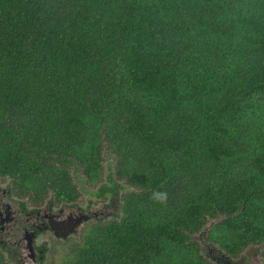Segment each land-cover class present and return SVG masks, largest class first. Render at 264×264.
<instances>
[{
    "label": "trees",
    "instance_id": "obj_1",
    "mask_svg": "<svg viewBox=\"0 0 264 264\" xmlns=\"http://www.w3.org/2000/svg\"><path fill=\"white\" fill-rule=\"evenodd\" d=\"M108 170L63 264H213L211 221L264 257V0H0L1 179L71 202Z\"/></svg>",
    "mask_w": 264,
    "mask_h": 264
},
{
    "label": "flooded vegetation",
    "instance_id": "obj_2",
    "mask_svg": "<svg viewBox=\"0 0 264 264\" xmlns=\"http://www.w3.org/2000/svg\"><path fill=\"white\" fill-rule=\"evenodd\" d=\"M78 190L80 192L82 190L79 185ZM80 192L79 196L71 202H59L49 195L38 203L31 201L29 197L17 196L11 191L9 185L0 187V264H59L56 263L54 247L60 245L61 237L56 235V231L59 234L66 233L78 217L93 215L97 219L104 216L110 219L115 218L118 206H116L117 194L114 186L111 189V186L107 184L102 193L100 191L93 193L95 197H107V199L103 198V204L105 207L111 206L112 210L105 214L91 210L93 203L91 204L90 201L87 207H83L85 204L78 202L81 198ZM98 215L101 216L98 217ZM86 220L83 217V223L87 222ZM79 227L81 226L75 227L72 233ZM68 238L63 239L62 242ZM241 253L236 256L215 254L214 261L211 262L264 264V257L259 246L250 244ZM236 257L237 260H235Z\"/></svg>",
    "mask_w": 264,
    "mask_h": 264
},
{
    "label": "rangeland",
    "instance_id": "obj_3",
    "mask_svg": "<svg viewBox=\"0 0 264 264\" xmlns=\"http://www.w3.org/2000/svg\"><path fill=\"white\" fill-rule=\"evenodd\" d=\"M113 161H114V159L112 156H110L107 153L104 154L103 165L105 167V170H107L108 166L109 167H110V165L112 166ZM74 178H75V182L78 183V185L82 188V190L80 192L81 193L80 194L81 195V198H80L81 201L79 200L78 202H80V203L83 202L85 204V205H83V207L84 206L87 207L88 206L87 203H88V201H90L91 204L93 203V205H91V210H96L98 212H101L102 214L110 213V211L112 210V207L111 206L105 207V204H103V198L107 199V197L106 196L95 197L93 194L95 191V188H96V184L91 186L89 183H86L87 180L82 179L83 178L82 176L74 175ZM117 182H119V180ZM7 185H9V181L7 179H1V177H0V187H4ZM118 194L120 195V192ZM99 216H101V215H98V217ZM94 217L95 216L91 215L90 217L87 218V220H86L87 222L83 223V221H82L78 225L81 227H79L77 229V231H75L74 233H72L71 235L66 237V238L69 237L68 238L69 240L66 239L65 242H62V241H64L63 239H65V238H59L60 239V245H56L54 247L55 256H57V262L56 263L63 264L64 260L68 261V258H65V254L70 250L69 248H70L71 243H73V240H79L80 239V236H81L82 232L84 231V228L86 227L87 224L92 223V222H97V221L98 222H105V221H108V219H110V218L105 217V216H104V218H100V219H97ZM213 222L214 221H211V223L207 224L199 233H197L193 236L194 239L197 240L200 244L201 253L210 261H214V255L215 254L217 256L226 254L222 250V248H220L218 246V244L209 243V242L205 241V236L208 232V228L210 227V225ZM253 247H255V246H253ZM253 247L251 249H253ZM239 254H242V253H239ZM235 260H237V257L235 258ZM213 264H215V262H213Z\"/></svg>",
    "mask_w": 264,
    "mask_h": 264
},
{
    "label": "water",
    "instance_id": "obj_4",
    "mask_svg": "<svg viewBox=\"0 0 264 264\" xmlns=\"http://www.w3.org/2000/svg\"><path fill=\"white\" fill-rule=\"evenodd\" d=\"M111 170H108V171H105V174H104V178H103V182L101 181L95 188V191L94 193L96 194L98 191H100L101 189L103 190V187L104 185H107L109 184L111 187L114 186L115 188V193L117 194V198H116V201H117V205L119 204V192H122L123 190L127 189L128 186L125 185L123 182L119 181L117 182L118 180H115L112 176H111ZM85 219L88 218V216H83ZM83 217H78L77 220L73 223L72 227H70L71 229L67 230L66 233H58L56 231V235L61 237V238H66L67 236H69L72 232H73V229L75 227H77L82 221H83Z\"/></svg>",
    "mask_w": 264,
    "mask_h": 264
}]
</instances>
